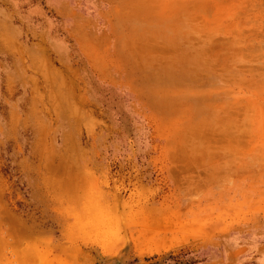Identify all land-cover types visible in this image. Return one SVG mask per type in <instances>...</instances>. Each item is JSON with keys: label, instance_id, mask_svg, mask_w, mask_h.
Returning a JSON list of instances; mask_svg holds the SVG:
<instances>
[{"label": "rangeland", "instance_id": "rangeland-1", "mask_svg": "<svg viewBox=\"0 0 264 264\" xmlns=\"http://www.w3.org/2000/svg\"><path fill=\"white\" fill-rule=\"evenodd\" d=\"M264 264V0H0V264Z\"/></svg>", "mask_w": 264, "mask_h": 264}, {"label": "water", "instance_id": "water-1", "mask_svg": "<svg viewBox=\"0 0 264 264\" xmlns=\"http://www.w3.org/2000/svg\"><path fill=\"white\" fill-rule=\"evenodd\" d=\"M114 264H118V263H114Z\"/></svg>", "mask_w": 264, "mask_h": 264}]
</instances>
